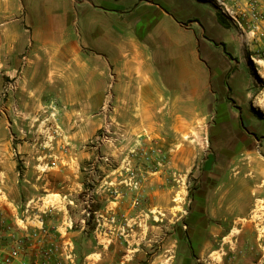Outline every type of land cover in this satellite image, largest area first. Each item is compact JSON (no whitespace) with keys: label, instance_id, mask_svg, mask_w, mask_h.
Segmentation results:
<instances>
[{"label":"rangeland","instance_id":"1","mask_svg":"<svg viewBox=\"0 0 264 264\" xmlns=\"http://www.w3.org/2000/svg\"><path fill=\"white\" fill-rule=\"evenodd\" d=\"M206 1L220 22L204 35L221 75L212 67L211 100L194 114H168L157 99L147 100L139 117L112 114L106 99L95 106L54 93L34 96L23 80L30 48L16 59L6 53L0 209L24 217L27 204L49 207L52 231L90 239L80 244L86 258L105 251L112 228L132 234L140 264L157 255V264H170L172 239L178 264H220V256L238 250L242 222L264 223V36H243L215 0ZM24 26V19H0V28ZM201 254L210 258L199 262Z\"/></svg>","mask_w":264,"mask_h":264},{"label":"crops","instance_id":"2","mask_svg":"<svg viewBox=\"0 0 264 264\" xmlns=\"http://www.w3.org/2000/svg\"><path fill=\"white\" fill-rule=\"evenodd\" d=\"M257 2L264 15V0ZM0 19L25 20L22 29L0 28V66L6 53L16 59L30 48L33 58L23 80L34 96L54 93L64 100H91L95 106L106 99L112 101V114L121 109L139 117L146 113L147 100L157 99L166 102L165 109L170 107L166 113L182 116L211 100L212 67L217 77L221 75L204 35L220 22L206 0H0ZM45 54H52V59L38 57ZM13 215L0 209V230L14 224ZM246 221L236 235L238 250L229 258L220 256L219 261L225 259L220 264L264 263V223L256 218ZM106 234L105 251L88 253L87 258V253H79L80 244L90 239L69 235L79 264L94 254L98 256L91 264L144 260L127 238L132 234H116L114 228ZM170 244L168 263L178 264V245L173 239ZM202 255L199 262L210 258ZM160 256L150 264H157Z\"/></svg>","mask_w":264,"mask_h":264},{"label":"built area","instance_id":"3","mask_svg":"<svg viewBox=\"0 0 264 264\" xmlns=\"http://www.w3.org/2000/svg\"><path fill=\"white\" fill-rule=\"evenodd\" d=\"M215 1L243 36H264V15L257 0ZM37 207L27 204L24 217H14V224L0 230V264H79L71 238L49 228L50 208Z\"/></svg>","mask_w":264,"mask_h":264},{"label":"trees","instance_id":"4","mask_svg":"<svg viewBox=\"0 0 264 264\" xmlns=\"http://www.w3.org/2000/svg\"><path fill=\"white\" fill-rule=\"evenodd\" d=\"M224 51H226V50H224ZM264 264V263H263Z\"/></svg>","mask_w":264,"mask_h":264}]
</instances>
